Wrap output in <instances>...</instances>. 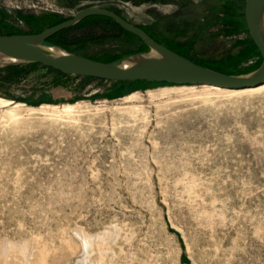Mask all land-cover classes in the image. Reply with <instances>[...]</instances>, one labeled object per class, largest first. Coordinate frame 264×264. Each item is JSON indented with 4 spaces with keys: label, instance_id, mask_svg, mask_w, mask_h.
Segmentation results:
<instances>
[{
    "label": "rangeland",
    "instance_id": "rangeland-1",
    "mask_svg": "<svg viewBox=\"0 0 264 264\" xmlns=\"http://www.w3.org/2000/svg\"><path fill=\"white\" fill-rule=\"evenodd\" d=\"M87 7L231 75L263 61L245 0H0V36L39 34ZM96 17L59 39L100 62L149 51ZM0 98L13 102L0 105V264H264V89L35 66L0 72Z\"/></svg>",
    "mask_w": 264,
    "mask_h": 264
},
{
    "label": "water",
    "instance_id": "water-1",
    "mask_svg": "<svg viewBox=\"0 0 264 264\" xmlns=\"http://www.w3.org/2000/svg\"><path fill=\"white\" fill-rule=\"evenodd\" d=\"M249 33L263 58L261 66L244 75H228L199 65L159 44L141 28L121 16L99 7L80 10L73 19L39 34L0 36V68L41 64L66 74L111 82L146 81L169 86H210L243 90L264 85V0H245ZM113 19L122 29L137 36L148 52L104 63L72 53L48 40L86 18Z\"/></svg>",
    "mask_w": 264,
    "mask_h": 264
},
{
    "label": "trees",
    "instance_id": "trees-1",
    "mask_svg": "<svg viewBox=\"0 0 264 264\" xmlns=\"http://www.w3.org/2000/svg\"><path fill=\"white\" fill-rule=\"evenodd\" d=\"M100 17H103V16H97L96 18H100ZM103 18H107V17H103ZM107 19H110V18H107ZM110 20H112V19H110ZM112 21H113V20H112ZM114 22H115V21H114ZM115 23H116V22H115ZM58 24H60V23H57V24H55V25H58ZM116 24H117V23H116ZM78 25H79V24H78ZM63 32H64V31H63ZM63 32H60V33H58V34L52 36L48 41H49V42H52V43H54V44H56V45H58V46H60V47H62V48H64V49H66V50H68V51H70V52H72V53L77 54L73 49H71V47H70L69 45H67L65 42H63V41H61V40L59 39V36H60L61 33H63ZM127 33H128V32H127ZM129 34H130V33H129ZM9 35H22V34H9ZM24 35H27V34H24ZM173 51H174V50H173ZM175 52H176V51H175ZM177 53H178V52H177ZM178 54L182 55L181 53H178ZM182 56H184V55H182ZM184 57H186V56H184ZM121 58H122V57H118V56H116V57L111 58L110 60H106V61H103V62L109 63V62H113V61L119 60V59H121ZM186 58H188V57H186ZM188 59H189V58H188ZM190 60H191V59H190ZM191 61H193V60H191ZM193 62H195V61H193ZM195 63H197V62H195ZM197 64H199V63H197ZM199 65H201V64H199ZM35 66H43V65H41V64H30V65L12 66V67H7V68H0V72L16 71V70H18V69H20V68L35 67ZM260 66H261V65L256 66V67H254V68H252V69H250V70H248V71H246V72H243V73H240V74H233V75H244V74H248V73H251V72L255 71V70L258 69ZM43 67H46V68L49 69L50 71H53V72H56V73L65 74V75H70V74L63 73V72H61V71H58V70H56V69H53V68H50V67H47V66H43ZM208 68H211V67H208ZM211 69L216 70V71L221 72V73H224V74L231 75V73H228V72H225V71H222V70H219V69H215V68H211ZM26 77H27V75H24L23 79L25 80ZM87 79H92V80H93V79H95V78H87ZM96 80H98V79H96ZM142 82H144V81H135V82H116V83H117V84H125V83H142ZM145 82H146V81H145ZM147 83H152V84H166V83H156V82H147ZM166 85H168V84H166ZM10 99H11V100H14V101H16V102H19V103H29L28 99H21V98H16V97H10Z\"/></svg>",
    "mask_w": 264,
    "mask_h": 264
},
{
    "label": "bare ground",
    "instance_id": "bare-ground-1",
    "mask_svg": "<svg viewBox=\"0 0 264 264\" xmlns=\"http://www.w3.org/2000/svg\"><path fill=\"white\" fill-rule=\"evenodd\" d=\"M201 87H203L205 89H212V90H227V89H220V88L210 87V86H201ZM262 89H264V85L256 87V88L243 89V90H229V91H239V92L246 91V90L259 91V90H262ZM0 105L3 106V107H9V106L13 105V102H10V101H7V100H3V99L0 98ZM20 106H22V105H16L15 107L18 108ZM62 108L68 109L69 106H64Z\"/></svg>",
    "mask_w": 264,
    "mask_h": 264
},
{
    "label": "flooded vegetation",
    "instance_id": "flooded-vegetation-1",
    "mask_svg": "<svg viewBox=\"0 0 264 264\" xmlns=\"http://www.w3.org/2000/svg\"><path fill=\"white\" fill-rule=\"evenodd\" d=\"M152 37V36H151ZM156 42H158L155 38H153ZM159 43V42H158ZM145 46V45H144Z\"/></svg>",
    "mask_w": 264,
    "mask_h": 264
}]
</instances>
